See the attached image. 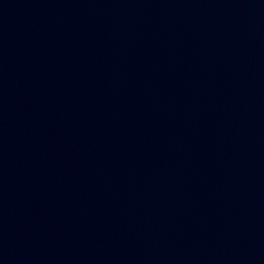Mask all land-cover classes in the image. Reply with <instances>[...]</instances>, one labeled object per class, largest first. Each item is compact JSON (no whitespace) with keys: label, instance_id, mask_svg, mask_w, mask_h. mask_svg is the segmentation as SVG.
Returning <instances> with one entry per match:
<instances>
[{"label":"water","instance_id":"95a60500","mask_svg":"<svg viewBox=\"0 0 264 264\" xmlns=\"http://www.w3.org/2000/svg\"><path fill=\"white\" fill-rule=\"evenodd\" d=\"M0 264H264V0H0Z\"/></svg>","mask_w":264,"mask_h":264}]
</instances>
